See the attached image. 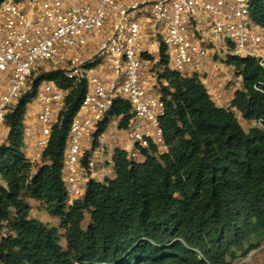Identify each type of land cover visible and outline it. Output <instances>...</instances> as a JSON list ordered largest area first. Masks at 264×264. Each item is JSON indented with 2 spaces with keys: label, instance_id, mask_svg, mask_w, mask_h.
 I'll use <instances>...</instances> for the list:
<instances>
[{
  "label": "trees",
  "instance_id": "16d2710c",
  "mask_svg": "<svg viewBox=\"0 0 264 264\" xmlns=\"http://www.w3.org/2000/svg\"><path fill=\"white\" fill-rule=\"evenodd\" d=\"M250 17L264 28V0L252 2ZM168 61L163 48L155 70L166 102L168 151L151 143L139 161L117 148L116 176L90 179L83 199L70 206L65 151L88 82L68 78L63 69L33 78L7 115L9 130L0 145V264H232L260 247L264 128L246 130L232 108L216 104L198 75L185 76ZM226 63L243 79L231 106L243 119L264 123V67L254 57L229 56ZM44 81L69 92L43 163L32 173L23 151L24 120ZM131 109L126 100L114 102L94 133V145L114 118L121 117L119 126L127 128ZM30 198L58 217L59 226L31 216Z\"/></svg>",
  "mask_w": 264,
  "mask_h": 264
},
{
  "label": "built area",
  "instance_id": "2783aa9c",
  "mask_svg": "<svg viewBox=\"0 0 264 264\" xmlns=\"http://www.w3.org/2000/svg\"><path fill=\"white\" fill-rule=\"evenodd\" d=\"M253 1H3L0 140L7 138V115L38 72L63 69L70 79L85 78L88 90L71 124L63 166L67 203L73 205L83 199L94 178L99 165L94 133L114 102L126 100L132 106L129 126L117 125L126 133L124 149L130 158L138 160L151 143L160 152L168 151L162 125L166 102L155 70L163 48L169 68L198 75L204 83L203 66L216 57L225 62L229 56L254 57L264 67V28L251 20ZM68 92L54 81H44L27 105L23 151L33 164L32 173L43 163ZM29 115L34 122L27 121ZM252 123L264 128L262 120Z\"/></svg>",
  "mask_w": 264,
  "mask_h": 264
},
{
  "label": "crops",
  "instance_id": "0c3cea01",
  "mask_svg": "<svg viewBox=\"0 0 264 264\" xmlns=\"http://www.w3.org/2000/svg\"><path fill=\"white\" fill-rule=\"evenodd\" d=\"M230 69V68H229ZM103 69H101V74H104ZM232 71V69H230ZM202 74L204 77H207L205 79V85L209 89V92L211 94L212 99L216 102L218 106L221 107H226V108H232L235 112L240 113L236 108H233L231 106V102L235 96V93L242 89L243 87V79L240 75H238L237 80H241V84L238 86H235V84L229 86L228 88L226 87V80H233V83L238 82L236 79L232 77V74L229 72H225L222 66L217 65L214 61L208 60L205 62L203 69H202ZM221 71L225 72V76L222 75ZM234 75V74H233ZM227 95V96H226ZM229 96V97H228ZM229 98V103L226 105V98ZM225 104V105H224ZM230 104V105H229ZM237 114V113H236ZM241 115V113H240ZM242 117V116H241ZM245 122H251L243 119ZM27 121L29 123L34 122V118L32 116H28ZM241 122V121H240ZM243 125V124H242ZM7 129V133H8ZM85 146L86 148L90 147V137H86L84 139ZM98 149H105L106 155H101L100 159L98 160V167L97 170L94 174V178L97 181H103L105 178H114L116 176L115 173V168H114V161H113V156L115 153V150L117 148H122L124 149L126 147V133L125 131H120L117 129V125L115 123L110 126L109 129H107L102 136L98 140V144L96 145ZM166 152V151H165ZM100 155V154H98ZM145 159L144 156H140L138 158L139 161H143ZM32 201H38L36 199H29V203L31 206H33ZM40 202V201H38ZM41 203V202H40ZM33 208L31 209L32 212ZM49 214V213H48ZM50 215V214H49ZM51 216V215H50ZM54 217V216H52ZM59 220L58 217H54ZM84 225V222H83Z\"/></svg>",
  "mask_w": 264,
  "mask_h": 264
},
{
  "label": "rangeland",
  "instance_id": "374dc122",
  "mask_svg": "<svg viewBox=\"0 0 264 264\" xmlns=\"http://www.w3.org/2000/svg\"><path fill=\"white\" fill-rule=\"evenodd\" d=\"M216 59H217V61L215 63L217 65L220 64V66L223 67V69L225 70L226 73L230 72L232 74V77L237 80L238 75H239L238 71L235 68L229 67L228 64L224 61V59H222L220 57H216ZM229 68L232 69V71ZM225 72L221 71L222 75L225 76V74H224ZM39 73H41V72H38V74ZM34 77H36V75L33 76V78ZM237 81L238 82L233 83V80H228L227 79L226 80V83H227L226 87L228 88L229 86H231L233 84H235V86H238L242 82L239 79ZM228 97L226 98L227 100L225 101L226 105H228L227 103H229V98ZM236 113H237V116H238L239 120L241 121V123L243 124V126H244V128L246 130H248L250 127L253 126L252 122H249V123L245 122L243 120V118L241 117L240 113H238V112H236ZM115 121H116L115 125H118L119 122H120L119 120H115ZM5 140H6L5 138H2L0 140V145L4 144ZM98 154H100V155H98ZM106 154L107 153H105V149H97L96 156H97L98 160L100 159L101 155H106ZM32 203H33V206H32L33 210L31 212V216H33L35 218H38V219H40V220H42L45 223H48L50 225H54V226H57V227L59 226L60 220L50 216L48 214V212L46 211V209H45V207H44V205L42 203H40L38 201H32ZM89 221H90V216H89L88 213H86V218L84 220V225H83L84 228H86L88 226ZM59 233H60V236H61V243L63 244L64 247H66V240H65V237H64V230L59 228ZM258 239H259L258 237H254L253 241L254 242L258 241ZM232 264H264V241L261 242L260 247H258L254 251H252L247 257L238 258Z\"/></svg>",
  "mask_w": 264,
  "mask_h": 264
},
{
  "label": "clouds",
  "instance_id": "9594fccd",
  "mask_svg": "<svg viewBox=\"0 0 264 264\" xmlns=\"http://www.w3.org/2000/svg\"><path fill=\"white\" fill-rule=\"evenodd\" d=\"M252 122V121H251Z\"/></svg>",
  "mask_w": 264,
  "mask_h": 264
}]
</instances>
